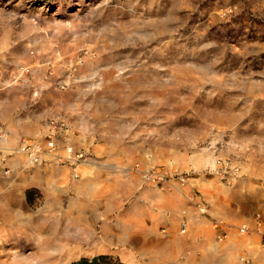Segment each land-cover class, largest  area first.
Instances as JSON below:
<instances>
[{"label": "rangeland", "instance_id": "rangeland-1", "mask_svg": "<svg viewBox=\"0 0 264 264\" xmlns=\"http://www.w3.org/2000/svg\"><path fill=\"white\" fill-rule=\"evenodd\" d=\"M1 88L16 94L0 148L44 145L50 129L57 155L85 156L13 167L0 149V264H165V246L92 253L112 240L43 208L48 195L107 201L111 184L127 197L142 184L260 178L264 218V0H0Z\"/></svg>", "mask_w": 264, "mask_h": 264}, {"label": "crops", "instance_id": "crops-1", "mask_svg": "<svg viewBox=\"0 0 264 264\" xmlns=\"http://www.w3.org/2000/svg\"><path fill=\"white\" fill-rule=\"evenodd\" d=\"M14 93L7 88L0 89L1 119L7 118L5 113L9 109L3 104L10 98L15 99ZM107 136L114 137V130L110 129ZM7 139H1L0 143ZM11 148L0 149L14 152ZM14 155L15 164L11 161L12 165L25 162L24 156L23 160L19 153L14 152ZM118 174L113 170L108 179L114 183ZM197 180L193 184H142L127 197L119 186L111 184L98 194L99 197L103 192L107 201L98 198L95 203L87 200L82 204H70L65 200L61 205L52 206L53 197L48 195L45 201L50 200V204L43 208L48 214L53 211L70 213L72 218L67 223L72 225L70 228L74 234L79 232L75 230L77 227L91 220L93 226L86 227L89 231L95 232L98 238L112 240L110 245L99 246L101 250L92 253L126 254L130 252L127 247L143 244L152 249L165 246V264H260V234L264 247L260 178L234 183L213 176H200ZM134 215L140 221L134 223L135 228H131L124 238L121 235L122 221L133 224ZM140 230H144L143 235Z\"/></svg>", "mask_w": 264, "mask_h": 264}, {"label": "bare ground", "instance_id": "bare-ground-1", "mask_svg": "<svg viewBox=\"0 0 264 264\" xmlns=\"http://www.w3.org/2000/svg\"><path fill=\"white\" fill-rule=\"evenodd\" d=\"M101 82H102V80H101ZM51 133H52V130L48 129L45 136H44V141H45L44 145H41L39 143H36V144H27L26 143V144L22 145L18 149V151L15 153H19L22 156H24V158L26 159L27 165H29L30 167L40 165L41 162L44 160L45 156H52L57 161H67V162L70 161L71 163H74V164L80 163L82 160H84L82 158L85 156V154L73 151L71 146H68L65 148V152L67 154L66 158L57 155V148L55 147V142L53 141L54 139H52ZM47 137H49L50 139H48ZM80 159H82V160H80ZM14 166H16V165H13V167ZM159 177H162V176L159 175Z\"/></svg>", "mask_w": 264, "mask_h": 264}, {"label": "trees", "instance_id": "trees-1", "mask_svg": "<svg viewBox=\"0 0 264 264\" xmlns=\"http://www.w3.org/2000/svg\"><path fill=\"white\" fill-rule=\"evenodd\" d=\"M103 258H104V256L94 257V258L91 260V262H93L94 264H97V263H96L97 260H99V259H103ZM87 262H88V259L83 258V259H81L80 261L72 262V263H70V264H85V263H87Z\"/></svg>", "mask_w": 264, "mask_h": 264}, {"label": "built area", "instance_id": "built-area-1", "mask_svg": "<svg viewBox=\"0 0 264 264\" xmlns=\"http://www.w3.org/2000/svg\"><path fill=\"white\" fill-rule=\"evenodd\" d=\"M234 171H237V169L235 168ZM148 178L149 179H152V180H161L162 179V177H159L158 174H156L155 172H150L148 174ZM180 180L183 181L184 179L183 178H180Z\"/></svg>", "mask_w": 264, "mask_h": 264}]
</instances>
